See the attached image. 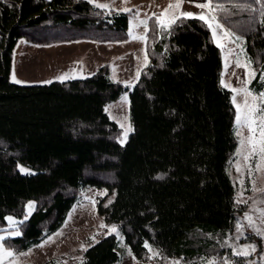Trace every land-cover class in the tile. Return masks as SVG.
<instances>
[{
	"label": "trees",
	"instance_id": "trees-1",
	"mask_svg": "<svg viewBox=\"0 0 264 264\" xmlns=\"http://www.w3.org/2000/svg\"><path fill=\"white\" fill-rule=\"evenodd\" d=\"M213 4L217 22L243 39L256 73L251 85L257 84L264 0ZM131 15L88 0H0V232L11 216L21 233L3 244L15 252L38 245L62 226L79 191L93 187L113 194L99 213L119 228L137 260L146 261L147 243L162 259L183 264L204 258L246 264L221 243L240 212L228 173L237 147L235 109L221 84L220 49L202 21L182 18L169 33L156 16L148 19V63L129 93L133 131L125 144L105 108L128 88L106 68L46 84L10 80L18 40L124 42ZM29 201L35 208L25 219ZM119 259L116 236L107 234L85 250L82 264Z\"/></svg>",
	"mask_w": 264,
	"mask_h": 264
},
{
	"label": "rangeland",
	"instance_id": "rangeland-1",
	"mask_svg": "<svg viewBox=\"0 0 264 264\" xmlns=\"http://www.w3.org/2000/svg\"><path fill=\"white\" fill-rule=\"evenodd\" d=\"M176 0H94L93 4H107L109 8L116 11L131 9L129 21L128 39L119 43H101L87 40H77L65 43H56L48 46L32 45L20 39L16 43L12 52V62L10 70V80L15 78L22 83L20 85L46 84L53 81H61L59 77L67 76L63 81L85 78L100 68H106L113 81L123 84L128 88L120 94L118 99L109 103L105 112L121 129L119 142L124 139V132L128 125L131 126L129 117V93L132 86L139 78L140 72L147 65L148 59L145 51V39H134L136 36L145 37L146 25L141 21H148L153 14L159 16L170 3ZM206 2V0H183L182 10L199 14L202 10L196 4ZM129 12V11H128ZM168 23L170 16L161 17ZM215 26L216 21H209ZM224 29V28H223ZM212 42L224 47H218L221 52L222 71L221 84L230 91L232 104L235 109L234 131L237 138V147L229 165V176L235 187V203L240 210L235 227L232 233L221 242L225 248H230L232 254L249 245L255 246V252L244 257L246 264H264V171L255 170L256 163L260 162L259 156L245 160L249 146L245 144L241 147L242 138L251 135L247 127L240 129L241 135H237L240 127L236 117L244 111V97L233 89H250L254 95L264 93V71L257 84L251 85L255 78V71L249 62L244 50V41L237 35L233 43H229L220 33L213 36L209 28ZM224 31H226L224 29ZM227 32V31H226ZM237 61L239 65H237ZM139 73V75H137ZM254 73V76H253ZM261 88L258 90V85ZM227 85V87H225ZM235 98V103H234ZM249 103L251 96L247 97ZM259 104V98L257 100ZM237 105H240L238 113ZM124 125V127H121ZM132 131L128 133L127 139ZM126 141L123 143L125 144ZM240 153V154H238ZM252 167V174L249 175L248 168ZM237 167L241 171H237ZM21 173H29L30 170L18 165ZM25 169L26 171H21ZM255 189V190H254ZM113 199V194H108L105 189L87 187L79 191L77 201L69 211L62 226L52 235L45 238L38 245L23 252H15L8 249L3 244L7 237H17L15 233L19 230L20 221L7 217V226L0 232V246L6 251H11L13 257L0 255V264H82L85 249L95 243L100 237L113 234L118 241V253L120 259L115 264H183L178 258L162 259L155 249L150 252L146 261L137 260L128 245L124 241V236L116 225L106 224L99 213V205H107ZM93 201L95 203H93ZM33 205L29 209V205ZM35 208V203L29 201L25 206V219L30 216ZM246 216H252L255 226L248 225ZM104 225L105 227H101ZM243 225V228H238ZM115 227L119 235L110 230ZM94 238V239H93ZM234 255V254H233ZM239 256V255H235ZM243 257V256H242ZM231 264L228 260H217L214 258H204L199 264Z\"/></svg>",
	"mask_w": 264,
	"mask_h": 264
},
{
	"label": "snow or ice",
	"instance_id": "snow-or-ice-1",
	"mask_svg": "<svg viewBox=\"0 0 264 264\" xmlns=\"http://www.w3.org/2000/svg\"><path fill=\"white\" fill-rule=\"evenodd\" d=\"M89 3H93L94 0H88ZM253 2H256V0H253ZM182 4L183 0H176L175 3H170L168 5V8L165 9L162 13L159 14V16H156V14H153L156 16L155 23L159 26V28L163 31L169 32L171 29V25L175 24L177 20H180L182 22L183 19H197L199 21H202L208 28H210L213 32V36L216 37L217 33L219 32L220 35L226 39L229 43H233L235 41V37L230 36V34L226 31H224L223 26L219 23H216L215 26H213V23H210L209 21H216L217 17L214 13V9L216 5L213 4V0H206V2L196 4V7L202 10H208L207 13L201 12L199 14H194L192 12H186L182 10ZM98 8L107 9L109 8V5L107 4H96L95 5ZM123 11H131V9H123ZM168 15L170 16V20L168 23H165L161 17ZM142 24L146 25V21H141ZM134 39L143 40L145 37L136 36ZM218 47H224L223 45L217 43ZM147 60V57L145 58ZM237 65H239V62L237 61ZM139 75V73H137ZM254 76V73H253ZM66 78H70L67 76L59 77L61 81H63ZM264 79V77H262ZM13 82L14 83H22V81H19L15 78V74H13ZM227 87V85H225ZM234 92H238L240 95L244 97V111L242 114H238L236 117L237 124L240 126L237 130V135H241L240 129L243 127H247L251 135L247 138H242L241 140V147H243L245 144L249 146V150L247 155L244 156L245 160H249L255 156H259L260 162L256 163L255 170L257 172L264 171V93H260L257 95H254L250 89L243 88V89H233ZM251 96L252 102L249 103L247 97ZM259 98L260 103H257V100ZM235 103V98H234ZM238 113L240 112V105H237ZM121 127H124V125H121ZM130 131H133L130 125L125 129L124 132V139L121 140V143L123 144L128 136V133ZM240 154V153H238ZM238 172L241 171L240 167H237L236 169ZM21 171H26L25 169H21ZM249 175L252 174V167L249 166L248 168ZM255 190V189H254ZM264 191V190H262ZM93 203H95L93 201ZM33 205H29V209H31ZM264 215V211L261 213ZM9 220L12 218L9 217ZM245 219L248 222V225L250 227L255 226V221L253 220L252 216H246ZM101 227H105L104 225H101ZM238 228L242 229L243 225H239ZM112 233H116L119 235L118 230L115 227H112L110 230ZM21 233L16 232L15 235L19 236ZM3 237H0V240H3ZM94 239V238H93ZM146 248H149V251L152 252L153 250L150 248V246L146 243ZM86 250V249H85ZM255 246L249 245L245 248H242L238 251H234V255H239L243 257L250 256L253 252H255ZM0 255H6L7 257H13V253L11 251H6L0 246ZM154 255H159V253H154ZM178 264V262H177ZM214 264V262H213Z\"/></svg>",
	"mask_w": 264,
	"mask_h": 264
},
{
	"label": "crops",
	"instance_id": "crops-1",
	"mask_svg": "<svg viewBox=\"0 0 264 264\" xmlns=\"http://www.w3.org/2000/svg\"><path fill=\"white\" fill-rule=\"evenodd\" d=\"M17 84H19V83H17Z\"/></svg>",
	"mask_w": 264,
	"mask_h": 264
}]
</instances>
